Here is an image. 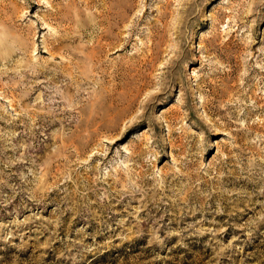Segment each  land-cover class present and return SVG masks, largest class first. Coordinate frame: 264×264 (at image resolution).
I'll return each mask as SVG.
<instances>
[{"label":"rangeland","instance_id":"374dc122","mask_svg":"<svg viewBox=\"0 0 264 264\" xmlns=\"http://www.w3.org/2000/svg\"><path fill=\"white\" fill-rule=\"evenodd\" d=\"M0 264H264V0H0Z\"/></svg>","mask_w":264,"mask_h":264}]
</instances>
